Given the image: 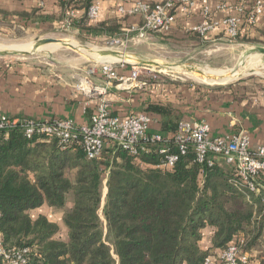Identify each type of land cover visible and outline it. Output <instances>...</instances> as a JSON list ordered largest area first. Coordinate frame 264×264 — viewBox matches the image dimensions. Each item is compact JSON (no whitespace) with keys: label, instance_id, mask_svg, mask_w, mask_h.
<instances>
[{"label":"trees","instance_id":"16d2710c","mask_svg":"<svg viewBox=\"0 0 264 264\" xmlns=\"http://www.w3.org/2000/svg\"><path fill=\"white\" fill-rule=\"evenodd\" d=\"M94 1H80L87 14L71 27L89 25ZM78 3L61 0L65 21ZM249 12L230 39L264 46V40L241 38L244 27H253ZM120 28L101 22L89 29L109 34L107 42L137 35ZM143 114L151 125L159 120L160 134L171 139L183 121L170 105L150 103ZM79 138L63 144L49 134L27 137L19 127L0 130V244L6 255L23 253L27 264H204L207 258L217 263L241 240L251 264H264V190L252 192L233 166L200 164L190 151L173 169L161 168L168 155L178 154L174 144L163 154L153 147L135 157L107 142L102 157L90 160ZM45 204L63 213L65 237L57 222L32 215Z\"/></svg>","mask_w":264,"mask_h":264},{"label":"crops","instance_id":"0c3cea01","mask_svg":"<svg viewBox=\"0 0 264 264\" xmlns=\"http://www.w3.org/2000/svg\"><path fill=\"white\" fill-rule=\"evenodd\" d=\"M78 1V9L75 10L77 22L87 14L83 3L80 2L82 0ZM158 1L95 0L94 2L100 3L99 18L96 21L89 20L87 28L79 26L69 28L78 34L80 39H90L99 45L110 40V35L107 33L93 35L89 28L97 23H117L124 35L137 33L126 41L125 47L113 49L118 53L117 58L131 66L121 71L126 76L138 64L159 69L168 68L176 64L164 61L163 58H179L185 56L188 51L202 49L211 43L233 41L227 37L221 24L227 17H241V14L235 8L225 11L218 9V6L226 2L234 6L237 0H209L210 14H206L202 0H195L191 7L179 6L175 22L168 32L139 34L144 24L143 17L120 12V9L129 11L140 2ZM60 2L61 0H0L2 31L17 28L65 29ZM48 16L51 18H47ZM206 22L212 25V29L205 35L197 33L196 28ZM243 37L264 40V14L253 27L243 28L241 38ZM78 63L76 59L56 63L53 58L43 62L22 59L11 64L1 63L0 117L41 121L69 119L77 126L89 123L95 113L97 100L78 90L77 84L89 74L88 67L81 68ZM93 79L97 85L105 84L100 76ZM107 98L111 102L112 110L120 115H141L150 103L170 105L182 114L185 121H207L214 136L245 131L249 134L252 150L264 145V91L258 88L214 91L207 96H200V93L196 94L187 86L177 88L173 84L161 82L146 89L130 91L113 86ZM158 121L151 125V131L155 133H160L161 126L158 125ZM40 209L33 211L32 215L37 217L43 214L49 218L47 210L51 208H46L45 213ZM62 216L61 212L60 218L53 221L67 234ZM205 242L207 246L208 241Z\"/></svg>","mask_w":264,"mask_h":264},{"label":"built area","instance_id":"2783aa9c","mask_svg":"<svg viewBox=\"0 0 264 264\" xmlns=\"http://www.w3.org/2000/svg\"><path fill=\"white\" fill-rule=\"evenodd\" d=\"M195 0H159L156 3L140 2L132 9H120L123 14H138L143 17L144 24L140 33L168 32L175 22L176 10L179 6L191 7ZM206 14H210L209 0H202ZM236 9L240 16H230L222 21L229 38L234 39L239 35L243 15L248 9V21L255 25L264 14V0H237L236 5L221 3L220 10ZM100 15V3L94 2L88 10L90 21H96ZM64 28L71 27L75 19V11H70ZM212 29L209 22L196 28V32L205 35ZM126 40L114 39L107 42L111 47L119 49L125 47ZM127 62H102L90 66L89 74L83 77L77 85L78 90L84 95L97 100L96 110L89 124L77 126L69 119H53L48 121L0 117V130L19 127L27 137L35 134L54 135L61 143L69 144L75 135L79 134V143L90 160L100 159L107 142L116 148L127 151L132 156L151 151L156 147L163 154L167 148L174 144L178 154L168 155L166 162L160 167L173 169L179 160V155H186L190 151L195 154L196 161L200 164L213 165L218 160L228 166H233L237 176L254 193L264 190V145L256 150L251 149L249 134L245 131L226 136H214L211 125L207 121H181L174 139L165 137L160 133L151 131L152 120L149 116L114 114L111 102L108 100L109 90L116 86L123 91L146 89L160 80V75L165 73L153 66L136 65L128 76L121 73ZM165 70V69H164ZM100 76L104 85H97L94 77ZM244 242H232L218 257V262L207 258L204 264H251V256L242 250ZM26 253V251H24ZM6 264H27L23 253H16L13 257L6 255L0 244V261Z\"/></svg>","mask_w":264,"mask_h":264},{"label":"rangeland","instance_id":"374dc122","mask_svg":"<svg viewBox=\"0 0 264 264\" xmlns=\"http://www.w3.org/2000/svg\"><path fill=\"white\" fill-rule=\"evenodd\" d=\"M71 28V27H70ZM70 28H56V29H16V30H8L2 31V26L0 24V46L6 47H19V48H32L38 40L40 39H58L65 42L73 44L77 50H73L71 48L62 47L57 44H49L43 47L40 51L39 49L30 56H0V64H11L15 63L18 60L27 59L32 61L43 62L48 59H55L56 63H64L66 60L70 61L76 59L79 67L87 66L88 69L90 66L98 65L102 63V55L101 58L90 57L86 53L96 52L98 50H113L115 48L111 47L108 43L105 44H94L91 42H87L84 39H80L78 34H75ZM44 48H49L50 50H43ZM98 49V50H97ZM264 49L263 45H255L251 43H243L239 41H229L222 40L215 43H211L210 45L198 49L196 51H188L185 56L179 58H163L164 61H169L171 64L182 65L185 67H180L181 69H186L187 72H181V69L178 70H164L160 75V80L156 83H152L151 85H155L158 83H168L173 84L175 87L180 88L182 86H187L188 88H192L196 94L200 93V96H207L209 93L213 92L212 89L223 88L227 90L236 91V89L250 90L252 88H258L264 91V71L261 73H247L243 75H239V71L241 67L239 65L246 58L251 55H258L257 53H252L247 56V53L257 50ZM24 50V49H18ZM92 56H96L90 54ZM261 56V55H260ZM246 57V58H245ZM264 59V58H263ZM244 60V61H245ZM83 62V63H82ZM108 62V61H107ZM120 62V61H119ZM161 62V61H160ZM163 62V61H162ZM244 63V62H243ZM193 67L202 73L193 70ZM238 78H233L231 81H227L222 78H218L217 81H210L208 78L211 77L209 72H218L223 73L237 69ZM156 68V67H155ZM178 68V67H177ZM161 70V68H156ZM200 75H198L197 73ZM194 73V74H193ZM207 75V76H206ZM233 76V74H231ZM230 75V76H231ZM197 77V78H196ZM199 78V79H198ZM217 78V77H211ZM206 81V82H205ZM79 84V83H78ZM77 84V85H78ZM198 97V95H196ZM199 98V97H198ZM46 208H51L47 204H45L40 210L42 213H45ZM48 216L51 220H58L60 218L61 211L56 209L47 210ZM62 237L66 236L65 230L61 231Z\"/></svg>","mask_w":264,"mask_h":264},{"label":"bare ground","instance_id":"6f19581e","mask_svg":"<svg viewBox=\"0 0 264 264\" xmlns=\"http://www.w3.org/2000/svg\"><path fill=\"white\" fill-rule=\"evenodd\" d=\"M50 44H57V45H60L58 43H50ZM46 45H49V44H46ZM46 45L42 46L41 48H39V51L45 47ZM73 45V44H72ZM75 46V45H74ZM33 48H19V47H6V46H0V51H23V52H27V53H30L33 51ZM18 49H24V50H18ZM43 50H50L49 48H44ZM42 51V50H41ZM86 53H89L88 55L90 57H95V58H101L100 55L96 52H86ZM252 53H257L258 55H251ZM90 54H93V55H96V56H92ZM251 55L250 57L246 58L247 56ZM261 55V56H260ZM246 60L242 61L241 64L239 65V67H241L240 71L238 72L239 75H243V74H247V73H261L262 71H264V49L260 50V49H257V50H253L249 53H247L246 55ZM103 62H118V61H122L120 58H117V57H109V56H106V55H102V58H101ZM126 61H128V59H126ZM244 62V63H243ZM182 65H176V66H171L168 68H164L165 70H168V69H171V70H178V69H181L182 67H185L187 69L186 66H182ZM178 67V68H177ZM181 67V68H180ZM239 67L235 70H233L232 72L230 71H227V72H223V73H218V72H209L208 74L211 75V77H217V78H211L208 76L207 79H209L210 81H215V82H218L217 79L218 78H222V79H225L227 81H231L233 80V78H238L237 75H235L237 73V70H239ZM186 69H181V72H187ZM197 69L194 68V71H196ZM193 71V72H194ZM198 72V71H197ZM197 72H194V73H197ZM193 73V74H194ZM198 75H200L199 73H197ZM233 74V76L231 75ZM231 75V76H230ZM207 76V75H206ZM197 78V77H196ZM199 79V78H198ZM206 82V81H205Z\"/></svg>","mask_w":264,"mask_h":264},{"label":"water","instance_id":"95a60500","mask_svg":"<svg viewBox=\"0 0 264 264\" xmlns=\"http://www.w3.org/2000/svg\"><path fill=\"white\" fill-rule=\"evenodd\" d=\"M50 43H58L62 47H66V48H71L73 50H77L76 47H74L73 45H71L68 42H65V41H62V40H58V39L47 38V39L38 40L37 43L34 45L33 51L30 52V53L23 52V51H0V56H30V55H33L42 46H44L46 44H50ZM260 50H262V49H260ZM97 53L98 54L100 53V54L113 55V56H116V57L118 56V53L116 51H114V50H98ZM154 65L157 66V67H161V65H158V64H154ZM193 70H194V67H193ZM196 71H198L199 73H202L199 70H196Z\"/></svg>","mask_w":264,"mask_h":264}]
</instances>
